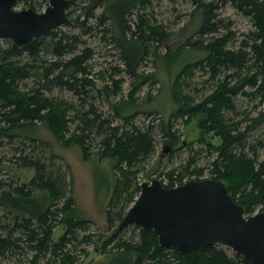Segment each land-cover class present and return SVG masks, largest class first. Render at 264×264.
<instances>
[{
  "label": "trees",
  "instance_id": "1",
  "mask_svg": "<svg viewBox=\"0 0 264 264\" xmlns=\"http://www.w3.org/2000/svg\"><path fill=\"white\" fill-rule=\"evenodd\" d=\"M47 1L16 0L14 7L22 2L38 10ZM153 2L68 0L63 25L21 44L9 39L0 44V138L11 143L22 129L41 122L62 145H76L84 160H93L92 166H100L103 158L111 163L110 168L101 165L108 170L103 189L108 193L106 233L96 236L88 230V220L75 211L71 181L57 163L58 155L51 150L46 154L49 146L43 141L20 140L17 158L26 177L19 182L0 177V264H77L79 254H89L85 245L90 243L104 255L127 256L126 264H247L219 243L179 253L160 246L151 229L115 228L139 194V173L155 150V131L164 146L176 149L183 139L175 122L188 124L196 116L198 142L211 159L197 165L202 148L190 147L185 163L163 171L161 182L174 186L187 179H222L247 215L264 211V157L257 152L264 146V131L251 135L264 125V0H188L200 15L197 29L187 35L186 47L166 53L160 46L170 32L152 19ZM226 4L248 19L250 29L236 34L233 20L219 14ZM87 36L117 51L122 70L131 78L128 98L121 103L110 97L121 91L122 78L113 79L110 73V83L96 88L90 62L95 49ZM187 51L197 54L177 63ZM148 60L157 67L164 62L163 68L174 75L175 108L168 117L140 125L136 115L153 110L142 109L135 96L155 76L140 69ZM195 69L208 74L205 81L211 82L199 101L183 92ZM111 70L114 74L121 69ZM53 88L69 91L75 100L49 94ZM241 95L256 103L235 119ZM97 97L107 100L108 111L96 105ZM205 170L208 176H203ZM58 225L62 231L54 238ZM128 228L133 229L130 235L125 233Z\"/></svg>",
  "mask_w": 264,
  "mask_h": 264
},
{
  "label": "rangeland",
  "instance_id": "2",
  "mask_svg": "<svg viewBox=\"0 0 264 264\" xmlns=\"http://www.w3.org/2000/svg\"><path fill=\"white\" fill-rule=\"evenodd\" d=\"M47 3H44L37 11H42ZM15 8H28V6L21 2ZM193 8L194 7L188 0H154L152 19L154 18L153 20L155 22L163 24L166 30L170 32V35L161 43V53L172 52L175 49L186 47V37L191 33L194 34L200 19L199 13L197 11L193 12ZM218 11L221 17L233 20V29L236 30L237 35L250 29L251 25L248 19L237 13L230 5L226 4L220 7ZM62 29H67V27L62 26ZM86 38L88 44L95 49L90 62L96 88H102L104 84L110 83L111 73L113 79L122 78L123 80L121 83V91L111 96L110 99L113 100V102H120L121 98L127 99L131 78L122 70L123 65L118 57L117 51L114 49L110 50L108 45L103 44V42L97 38L89 36ZM4 43V39H0V44ZM235 45H237V43H235ZM196 54L195 51H187L185 53L187 56L185 58H183L184 55L179 56L176 62L179 63ZM158 64L160 67L154 66L153 63L148 60L140 66V69L144 70L145 73L152 72L155 74V76L147 83L143 84L135 94V96H137V102L141 105L142 109H153L152 112L146 113V110H143L136 115L135 122L140 125H146L152 119L157 121L160 116L168 117L175 108L171 98L174 75L163 68V66L166 65L164 62L159 61ZM111 66H117L121 70L113 74ZM171 69L173 71V67H171ZM100 72L103 77L99 76ZM207 76L208 74L195 69L190 86L184 87L183 92L191 94L196 101H199L211 88V82L205 81ZM26 83L27 87L32 84L31 80H28ZM49 91V94L75 100L69 91L60 90L59 88H53ZM95 103L104 111H108V108H110L106 99L97 97ZM255 103L256 101L245 96H238L236 99V108L238 112L233 114V118L238 119L242 116L241 113L244 111L246 112L254 109L252 106ZM254 111L255 110L252 112ZM198 122L199 116L192 118L188 124H184L180 120L175 122L174 127L177 128L180 138L183 139V143L176 149L164 146L161 134L155 131V150L144 162H142L144 170L139 173V180L141 181L144 175L164 179L162 174L163 171L185 163L189 155L190 147L192 149L202 148L200 157L196 158V162L197 165H205L211 157H206L205 146L198 142L200 135ZM263 131L264 125L260 126L258 129L252 130L251 135L256 136ZM20 135L21 136L11 143L7 142L4 137L0 138L3 141L2 144H0V177L4 179L10 177L18 182L23 180L28 172L18 164L17 156L19 151L16 150V148L19 147L20 140L24 139L27 143H32V139H35V142L38 141V143L43 141V145L47 144L49 146L44 149V152L48 154L49 150H51L53 153H56L58 155V157H56L57 163L67 172V178L71 181V194L74 201V208L79 217L88 220V230L94 233V235L97 236L101 233H106L105 210L108 203V193L105 194L103 189L106 185L104 175L107 176L108 170L104 167L110 168V160L103 158L101 159L102 161H100V166L96 164L92 166L93 160H84L76 145H62L54 137L48 127L41 122H37L33 128L22 129ZM214 141L217 142L218 139H214ZM257 152L259 156L263 158L264 146L258 147ZM92 171L94 172V177ZM203 176H208L207 170H205ZM259 210L260 209H256L254 212ZM132 230V228H128L125 233L130 235ZM61 231L62 228L58 225L54 230V238H57ZM99 244L100 243H98V245ZM85 248L89 254L85 257L79 254V261L77 264H126L127 262V256L119 255L113 257V255H104L93 243L85 245ZM229 253H231V251H229Z\"/></svg>",
  "mask_w": 264,
  "mask_h": 264
},
{
  "label": "water",
  "instance_id": "3",
  "mask_svg": "<svg viewBox=\"0 0 264 264\" xmlns=\"http://www.w3.org/2000/svg\"><path fill=\"white\" fill-rule=\"evenodd\" d=\"M16 0H0V39L21 44L67 21L68 0H48L42 11L16 9ZM151 229L160 246L179 253L219 243L247 264H264V211L246 215L222 179H187L166 186L144 175L134 202L116 229Z\"/></svg>",
  "mask_w": 264,
  "mask_h": 264
}]
</instances>
